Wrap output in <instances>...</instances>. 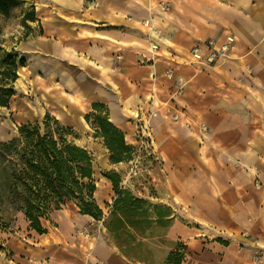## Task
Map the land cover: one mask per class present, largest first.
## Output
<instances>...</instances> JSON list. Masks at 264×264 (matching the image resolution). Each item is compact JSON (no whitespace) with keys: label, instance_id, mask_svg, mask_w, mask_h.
<instances>
[{"label":"rangeland","instance_id":"obj_1","mask_svg":"<svg viewBox=\"0 0 264 264\" xmlns=\"http://www.w3.org/2000/svg\"><path fill=\"white\" fill-rule=\"evenodd\" d=\"M180 1L181 8L178 16L170 17L172 21L182 29H188L196 34L200 33V30L204 31L199 27V24L207 20L206 22L209 24L205 27L208 29L209 37L205 40H218L220 34L215 36L218 31L216 22L220 17L217 7H223L222 2L227 1ZM247 1H250L258 12H264V0ZM157 9H159L158 3L153 11H157ZM168 9L170 6L167 2V9L161 13H168ZM27 13L32 15V20L24 21V14ZM58 15L68 22L74 21L70 20L69 16L62 15L60 10ZM130 23L128 22L127 27H120L117 22L112 20L108 27V30L112 31L123 30L120 32L127 33L137 42V44L123 46L124 50H132V47H136L135 50L129 52L136 57V60L129 70L127 83L124 81L126 87L122 89V96L128 100V106L123 111L124 122L128 125L125 133L122 132L123 140L131 147V150L128 158L113 164L109 160L110 153L104 146L103 139L95 135L98 125L94 119V116L97 115L106 116L111 122L108 102L112 101L104 102V104L96 102L100 95L103 99L109 96V91L103 86L94 87L92 83L95 81L88 76L75 74L73 71L69 74L62 67L60 74L52 73V71H48V67H44V54L40 50V41L44 37L42 35L44 31V0H23V3L16 6L8 17L0 15V73L6 69L2 62L9 55H13L15 56V75L17 77L14 82H11L9 72L7 74L10 76L6 80L2 79V75H0V94L10 88L13 91L6 107H0V142H8L17 137L18 129L24 124L37 123L43 129V123L48 116L46 122L51 132L55 133L56 127L67 129L64 134L67 141L89 153L96 185L94 199L105 213H107V209L104 204L111 203L114 194L110 182L103 177V173L115 172L119 175L122 189L147 201L150 206L157 207L163 217L160 225L152 224L145 231L143 238L137 237L136 241L126 249L128 257L116 247L113 238L105 230L103 221L85 219L71 205L52 211L48 220H41L42 226L46 230V233L42 235L51 236L55 243L65 249H79L82 257H88L83 254L87 255L93 249L94 234L97 237L103 236L108 244H112L116 248L118 257L125 264H171L168 262L170 253L182 252L180 246L186 247V250L183 251L184 258L181 264H223L224 251H216V246L220 248L231 246L238 251L243 249L247 252L252 264H264V41H262L264 33L255 37L259 40L257 44L251 46L250 54L246 53L241 56L242 58L220 60L211 66L193 64L192 62L189 64L191 46L184 51L169 45L168 47L177 49L176 54L171 55L170 58H174L173 64L179 68L178 73L182 75V78L188 79L196 73L193 80L179 79L184 84V92L171 105L168 97L172 90V83L163 77V70L157 72L156 79L153 75L154 78L151 79V82L146 80L150 71L147 66H151L153 63L148 60L152 57L149 53L150 45L148 46L144 42L145 37L140 31L129 26ZM76 24L84 27L92 25L78 22ZM78 25H76V29L66 31L67 24L62 23L61 41L68 47L70 53L72 52L71 54H75L78 50L81 51V55L85 54L83 62L85 65L93 67L91 62H93L94 55L88 53L87 56L86 51L84 52V49L88 50L87 43H85L87 40L74 37L75 33L81 30ZM169 31L170 29L166 27L163 35L157 38V41L161 38L164 40V36L166 38ZM92 35L94 33L89 37ZM201 43L202 41H198V44ZM244 50L243 47V50L238 54L240 55ZM105 53L102 51V56ZM232 54L233 52L230 53V55ZM124 55V51H115L114 49L109 51L107 57L112 58L111 61L115 64L113 69L119 67ZM169 61L171 62V60ZM246 65L251 68V74L244 70ZM190 66H194V68L188 69ZM226 67H230L228 76L232 75V80L227 83L239 92L237 93L235 90L230 92L231 96L226 95L230 90L225 84L224 87L221 85V88L223 87L221 92H227L224 95L208 94L204 90L202 73L208 75L210 70L221 71V68ZM55 83H58L60 88ZM153 86L157 89L156 99L159 107L156 104L152 105L149 101V94L154 88ZM187 90V97L197 104L195 109L192 108L193 111L188 110L186 106V108L179 106V100ZM64 92L71 95H75L76 92L80 101L67 97ZM113 94L116 96L118 93L114 92ZM114 96H112V100H115ZM226 98L237 100L233 108L222 105L223 99ZM166 102L167 104H165ZM95 104L102 106L94 110ZM199 105H202L201 108H206L204 109L206 113L200 112L203 109ZM168 106L175 107L179 115L188 119L190 126H187L183 119L177 121L184 122L186 129L194 133V136H197L205 144H207V139L212 137L213 141H209L211 148L207 150L206 155V163L210 165L217 164V162L222 163L223 158L226 157L224 153L228 152L223 146L224 141L222 140L228 135L226 133L225 135H216L217 130L215 129L220 124L218 125V120L211 119V117H228L230 115L239 117L235 137L228 142L233 147L238 159L234 157L228 163L238 164L240 170L233 172L225 170L224 179L225 183L235 180L236 185L240 186L237 188L238 194H235L242 201L240 204H219V210H214L210 214L211 218L202 219L197 217L195 209L191 210L190 206L185 207L170 202L169 193L173 191L169 179L168 161L166 156L160 157L156 152L154 127L151 122L157 116L166 121L177 122L164 112ZM87 115L89 117L86 120ZM200 123L206 125L205 133L200 132ZM206 137L208 138L206 139ZM217 144H221V146H217ZM203 174L209 175L210 180H213L211 177L216 173L208 171ZM237 190H234L235 193ZM255 198L257 199L256 204L252 203ZM221 200L219 199V201ZM243 207L247 208L245 210L248 212L253 209V213L251 212L250 216L242 222L244 227H240L238 215L239 211L244 209ZM42 235L30 230L21 214L3 216V220L0 222L1 259H9L12 248L21 242L30 243ZM254 249L255 252L251 251ZM98 262L106 264L101 259L96 260L94 264Z\"/></svg>","mask_w":264,"mask_h":264},{"label":"crops","instance_id":"obj_2","mask_svg":"<svg viewBox=\"0 0 264 264\" xmlns=\"http://www.w3.org/2000/svg\"><path fill=\"white\" fill-rule=\"evenodd\" d=\"M223 1H227L222 2L223 7H217L220 17L216 22V29L218 31H216L215 36L217 37L220 34L218 38L220 42L227 33L230 34L234 38L231 50L233 54L230 55L231 59L236 57L240 58L246 53L250 54L251 46L255 43L257 44L259 40L255 37L258 34L264 33V12L259 11V13L257 8L247 0ZM167 2L170 6L168 13H161L160 4H167ZM157 3L159 9L153 11ZM180 5V0H44V31L42 34L44 37L40 41V50L44 54V67H48V71L50 70L52 73L57 74L61 73L62 67L69 74L73 71L75 74L88 76L91 80L95 81L91 83L96 88L101 86L105 87L109 91L108 93H110L108 94L109 96L103 99L102 95H100L96 99V102L104 104V102L112 101L108 102L111 122L117 129L125 133L128 125L124 122L123 111L128 106V100H125L126 97L122 96V89L126 87L125 83H127L129 70L136 60V57L129 52L135 50L136 47H132V50H124L123 46L133 43L137 44V42L134 40L135 38L130 37L127 33L120 32L123 30L117 32L108 30V27H110L112 20L117 22L120 27H127L128 22H131L129 26L144 35V42L148 46L152 39L148 34V30L141 26L140 22L142 20H151L155 27L159 28L161 35H163L166 27L169 28L168 36L166 38L164 36V40L162 38L158 41L157 39H155L156 41L154 40L159 46L156 52L158 58H153L152 56L154 60H152L153 63H151V66H147L150 71L148 72L149 77L146 80H150L148 82H151V76L154 75L156 79L157 72H161V70L164 72L168 68L172 69L175 79L182 80V75L178 73L179 68L174 66V58H170V56L176 54V47L186 51L188 47L191 46V49L194 45L198 44V41H206L205 39L209 36L208 29L205 26L209 23L206 22L207 20L200 23L199 27L203 28L204 31L200 30V33L198 32L196 34H193L188 29H182L181 26H178L171 19L174 15L178 16L179 9L181 8ZM224 5L228 7H224ZM59 10L62 12V15L69 16V19L74 20L73 22L75 23L62 19L58 15ZM77 22L84 25H92L84 27L76 24ZM62 23L67 24L66 31L76 29V25L81 28L79 32L75 33L74 37L85 38L87 40L85 43H87L88 50L84 49V52L86 51L87 56L88 53L94 55L92 58L93 62H91L93 63V67L85 65L83 62L85 60V54L84 56L81 55V51L79 50L75 54H71L72 52L70 53L68 47L61 41L63 33L61 30ZM93 33L94 35L89 37ZM169 45L175 48L168 47ZM243 47L245 50L239 55L238 53L243 50ZM113 49L115 51L125 52L122 58L123 60L119 63V67L114 69L113 66L115 64L111 61L112 58L107 57L109 51H113ZM102 51L107 54L105 53L102 56ZM188 60L189 64H192L191 60ZM191 68H194V66L188 67V69ZM229 69L230 67L221 68V71L213 69L207 73L208 75L202 73L204 90L210 95H224L227 92L221 91L226 84L227 89L229 88L230 90L226 95L231 96L230 92L235 90L238 93L239 91L237 89H234L232 85L227 83L232 80V75L228 76ZM195 76L196 73L188 77V79L185 77L184 79L187 81L189 79L193 80ZM55 84L59 86L58 83ZM221 85L223 86L222 88ZM114 92L121 95L119 96L117 94L116 97L113 94ZM187 93L188 90L180 98L179 106H182V108L187 107L191 111L192 108L195 109L197 104L191 98L187 97ZM64 94L78 102L80 101L76 92L75 95L67 94L66 92ZM112 96H114L115 100H112ZM236 102L237 100H229L226 98L223 99L222 105L233 108ZM155 104L159 107L157 99H155ZM201 109L203 110L200 112L203 114L206 108L202 107ZM206 111L210 114L208 110ZM212 117L211 119L218 120L217 123L218 125L220 124L215 129L217 130L215 132L216 135H225V133L228 135L222 139L224 141V143L222 141L223 146L228 150V152L224 153L226 157L223 158L222 163L217 162V164L212 165L206 163L207 150L211 148L209 141H213L212 137L210 139L206 137L207 144H205L197 136H194V133H191L184 126V122L188 121V119L183 117L184 122H172L157 116L151 121L154 127L156 152L160 157L166 156L168 161L169 179L171 180V189L173 191L169 193L170 202L175 205L190 206L191 210L195 209V212L198 214L197 217L202 219L211 218L210 214L216 209L219 210V204H240L242 202L238 195H235L238 194L237 188H240V186L236 185L235 180H230L228 183H225L226 181L224 179L225 170L227 172L240 170L238 169V164L228 163L234 157L238 159L233 147L228 142L235 137L239 117L235 115ZM217 146H221V144H217ZM208 171L216 173L211 177L213 180H210L209 175L203 174ZM244 172L246 173V171ZM234 190H237L236 193ZM219 199L222 200L219 201ZM256 202V198L255 201L252 200V203L256 204ZM243 208V210L239 211L240 213L238 215L241 224L240 227H244L242 222L250 216L249 214L251 212L253 213V209L250 210L251 212H248L246 211L247 208ZM103 231H105L104 228ZM199 243L203 247L202 243ZM92 246L93 249L87 255L83 254V256L88 257H82L79 249H65L58 245V243H55L51 236L42 235L30 243L21 242L12 248V254L9 259H1L0 257V264H94L99 259L106 264H125L118 257L116 248L112 244H108L103 236L97 237L94 234V243ZM215 250L220 252L224 251L222 258L223 264H252L247 252L243 249L238 251L231 246L223 248L216 246ZM251 251L255 252V249Z\"/></svg>","mask_w":264,"mask_h":264},{"label":"trees","instance_id":"obj_3","mask_svg":"<svg viewBox=\"0 0 264 264\" xmlns=\"http://www.w3.org/2000/svg\"><path fill=\"white\" fill-rule=\"evenodd\" d=\"M22 3L23 0H0V15L8 17ZM23 19L32 20V15L24 14ZM2 63L6 66L0 73L2 79L11 74L9 79L14 82L15 56L9 55ZM12 95L11 88L0 94V107H6ZM101 106L95 104L94 110ZM94 119L98 125L95 135L103 139L110 162L115 164L128 158L131 147L124 143L123 133L106 116L97 115ZM47 120L48 116L43 129L37 123L24 124L17 137L0 142V222L3 216L21 214L28 228L42 235L46 230L41 220H48L52 211L71 205L81 216L103 221L116 247L128 257L126 249L136 238H143L152 224L162 223L161 213L157 207L122 189L115 172L103 173L114 194L111 204H104L105 213L94 199L96 185L89 153L67 141L64 135L67 129L56 127L55 133L51 132ZM180 247L182 252L170 253L169 263H182L186 247Z\"/></svg>","mask_w":264,"mask_h":264},{"label":"built area","instance_id":"obj_4","mask_svg":"<svg viewBox=\"0 0 264 264\" xmlns=\"http://www.w3.org/2000/svg\"><path fill=\"white\" fill-rule=\"evenodd\" d=\"M161 11H165L167 9V4L161 3L160 4ZM141 25L148 29V34L151 36V41L149 43L150 50L149 53L155 57L156 52L158 51V44L154 42L155 39L159 38L161 36L160 30L155 27L153 22L151 20H142ZM234 38L230 34H226L222 41H214V40H208L204 41L201 44H196L190 49V57L191 62L193 64H203L207 66L214 65L215 63L219 62L220 60H228L231 59L230 53L233 47ZM150 61L154 60L152 57L148 59ZM244 70L251 74V68L249 65H246L244 67ZM163 77L172 83V90L169 94V103L173 105L175 102V99L180 97L183 94L184 84L179 80L175 79L173 77V71L172 69H165L163 72ZM154 76H151V79H153ZM154 87V86H153ZM150 98L149 101L152 105L155 106V99L157 95V89L154 87L150 91ZM167 104V102L165 103ZM166 106V105H165ZM167 116L173 120L177 121L178 119H182L183 117L178 114V111L175 109V107L168 106L164 111ZM185 124L187 126H190V123L188 121H185ZM199 130L200 132L205 133L207 130V127L204 123L199 124ZM96 264H102L100 262Z\"/></svg>","mask_w":264,"mask_h":264},{"label":"bare ground","instance_id":"obj_5","mask_svg":"<svg viewBox=\"0 0 264 264\" xmlns=\"http://www.w3.org/2000/svg\"><path fill=\"white\" fill-rule=\"evenodd\" d=\"M153 7V6H152ZM142 26V25H141ZM145 28V27H144ZM145 29H147V28H145ZM148 30V29H147ZM72 99V98H71ZM126 139V138H125Z\"/></svg>","mask_w":264,"mask_h":264},{"label":"water","instance_id":"obj_6","mask_svg":"<svg viewBox=\"0 0 264 264\" xmlns=\"http://www.w3.org/2000/svg\"><path fill=\"white\" fill-rule=\"evenodd\" d=\"M108 204H111V203H108Z\"/></svg>","mask_w":264,"mask_h":264}]
</instances>
